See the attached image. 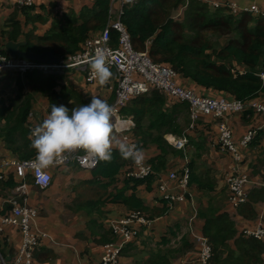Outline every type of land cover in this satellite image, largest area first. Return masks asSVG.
<instances>
[{
	"label": "trees",
	"instance_id": "1",
	"mask_svg": "<svg viewBox=\"0 0 264 264\" xmlns=\"http://www.w3.org/2000/svg\"><path fill=\"white\" fill-rule=\"evenodd\" d=\"M109 5L110 0H93L92 8L81 10L78 16H68L63 21L53 22L43 36L26 34V45L22 50H47L58 57L59 61L75 55L81 51L89 34L105 27ZM179 10L181 12L175 16ZM120 20L130 36L134 50H144L146 41L151 39L149 58L155 63L170 66L191 86L221 92L240 102L264 95V81L257 76L259 72H264V18L261 15L255 16L247 11L233 14L223 7L210 9L199 0H138L124 7ZM10 23L13 30L6 40L15 41L19 26L14 17ZM2 38L4 33L0 32L1 48ZM221 38H227L224 45L220 44ZM116 44L117 33L110 31V45L114 47ZM0 52L6 56L3 49ZM23 78L33 93H42L48 97L49 112L52 105H64L71 111L72 108L90 103L87 97L71 87L60 85L64 76L57 72L32 70L23 74ZM32 99V93L23 92L21 78L18 77L16 96L8 100V105L0 101V140L17 156L18 161L35 157L30 147L32 137L28 129ZM179 107L186 108L185 105ZM183 110L166 108L165 97L157 90L131 99L121 110L122 115L133 118L132 134L137 149L151 145L158 151L157 156L148 161L156 175L164 169L168 152H172L164 135L180 136L184 131V127L178 123ZM262 133L259 132L255 138ZM133 162L122 158L119 150L112 149L111 161H97L96 166L90 170L92 179L82 183L83 186L91 187H88L89 193L79 201V205L97 208L108 202L116 203L122 205L128 214L152 217L135 190L141 185H146L145 188L150 190L155 175L142 179L130 176ZM121 171H124V189L117 190L102 202L101 199L108 195V188L116 183ZM27 177L33 184L31 175ZM16 185L11 176L6 181H0V186L14 188ZM188 185H194L206 193L214 190V183L208 175L197 174L191 165L188 168ZM127 189L129 194H125ZM165 201L169 210L168 201ZM263 201L264 188L254 189L250 197L248 195L247 202L236 208V215L253 220L256 213L252 205ZM196 216L202 222L201 234L208 240L211 249L208 264H264V241L243 233L238 234L234 221L221 207L209 200L206 207L197 211ZM178 233L179 226L175 224L147 252L142 264H172L191 251L194 248L193 242L186 236L178 237ZM172 238L176 239L177 244L174 249L168 247ZM116 239L113 234L112 241ZM110 240L104 236L100 242Z\"/></svg>",
	"mask_w": 264,
	"mask_h": 264
},
{
	"label": "crops",
	"instance_id": "2",
	"mask_svg": "<svg viewBox=\"0 0 264 264\" xmlns=\"http://www.w3.org/2000/svg\"><path fill=\"white\" fill-rule=\"evenodd\" d=\"M220 1L234 3L242 9H250L251 7L264 8V0H252L247 5L243 3L244 0ZM92 6L93 0H50L47 3L37 1L31 7H24L25 9L14 5L0 4V32L4 33V38H2L3 47H0V50L3 49L6 53L4 46L6 43L11 42L23 43L20 51H24L22 47L26 45L24 40L26 34L32 33L35 36H43L50 29L53 22L63 21L68 16H78L81 10L92 8ZM178 14L176 13L175 16ZM12 17L17 21L19 29L15 34L16 40L7 41V36L12 34L13 30L10 23ZM42 30L43 32L39 34L38 31ZM98 34L99 31H95L89 36L94 37ZM226 41L227 38H221L220 44L224 45ZM144 50L138 52H143ZM3 60L18 62L21 59L18 57L10 58L7 53L4 56L0 52V64H2ZM89 71L90 65L64 68L57 72L64 76L59 83L60 85L71 87L90 101L92 97H97L110 105L113 102L117 82L115 72L111 70L113 75L109 82L101 86L96 81L90 85L85 83ZM18 77L21 78L23 92L32 93L33 95L30 109L32 116L28 119V129L32 131L50 114L48 97L42 93H33L31 88L24 82L23 74L0 70V101L5 105H8V100L14 98L17 94ZM176 83L193 90L201 97L225 96L221 92H214L210 89L203 90L197 86H191L179 76H177ZM56 90L59 91V87ZM252 100L262 104L264 103V95L260 94ZM179 105H185L186 108L179 107ZM173 106L177 107L173 108ZM165 107L171 110L184 109L178 117V123L185 129L189 123L187 105L165 97ZM182 116L185 117L183 123L179 121ZM223 116L224 120L234 128L233 140L235 142L241 140L248 126L260 121L250 111L235 112L226 110L223 112ZM219 120L213 114L201 116L196 122L194 129L188 134L190 143L184 153L175 150L167 142L166 136L171 134L164 135L166 143L172 148V152H168L165 158L164 169L158 172L157 175L151 169L149 175H155V177L150 190L145 188L146 185H141L135 190L136 195L141 198L145 206L150 210L152 217L148 216V218H145L142 216L147 221L146 225L134 224L132 229L134 230V236L121 250L116 264H142L147 252L155 247L154 243L167 234L168 229L174 222L178 224L179 232L186 231L181 234L186 235V238L191 243L193 242L194 245L190 230L196 234H201L202 222L197 218L196 214L201 208L198 207V202L200 201L201 205H203L206 199L208 201L211 200L216 205L218 202L220 203V206H218L229 214L235 223L238 234L243 233L244 230L259 227L264 229V201L252 205L256 217L253 220H246L237 216L236 210L228 207L226 189L227 179L236 171L249 172L255 178L264 182V133L258 136L261 138L253 139L246 148L240 149V162L234 163L231 156L218 145L216 124ZM113 135L117 141L127 144L123 136L115 135L114 133ZM129 138L133 139L132 133L129 134ZM112 149L119 150L115 141ZM141 151L144 156L143 163L151 168L148 161L156 157L158 151L151 145L144 146ZM13 160L18 161L17 156L7 149L0 140V171L4 175L2 181H6L11 176L14 182L19 185L21 180L16 176L13 167L5 166L4 164L6 161ZM189 165L193 167L197 174L208 175L209 180L214 183V190L206 193L198 190L194 185H188L183 200L173 202L171 209L167 210L165 196L179 192L175 181L169 178V174L179 172L182 167H187L188 169ZM48 171L51 175V182L44 190L38 189L28 181L27 176L31 175L30 171L25 173V184L27 186L26 205L36 209L37 212L30 227V232L32 234L44 233L45 235L40 238L38 245L33 249L32 264H102L101 259L106 253V246L113 239L110 221L120 219L128 215V213L122 205L116 203L108 202L97 208L79 205V201L89 193L87 191L88 187H91L85 184L83 186L82 184L84 181L92 179L90 170L78 167L75 163H68L55 165L49 168ZM123 173L124 171H121L116 178V183L108 188V195L101 199L102 202L117 190L124 189V185H122L124 180ZM13 189L7 186H0L1 216L11 215V205L7 201L12 196ZM254 189H250L249 197ZM129 192L127 189L125 194H129ZM220 193L223 194V197H219ZM18 204H22V201H18ZM163 208H165L164 212H162ZM83 232L87 234L84 235ZM104 236L111 240L101 243V238ZM81 240H89L92 249L91 256H88L87 245H83ZM118 240H122L121 235H118ZM262 241H264V238ZM21 244L22 234L19 227L4 224L0 220V254L8 264L12 263L18 254ZM172 264H199L196 245L191 251L173 261Z\"/></svg>",
	"mask_w": 264,
	"mask_h": 264
},
{
	"label": "built area",
	"instance_id": "3",
	"mask_svg": "<svg viewBox=\"0 0 264 264\" xmlns=\"http://www.w3.org/2000/svg\"><path fill=\"white\" fill-rule=\"evenodd\" d=\"M37 1L47 3L50 0H0V4L14 5L19 8L31 7ZM138 0H110L108 8V21L99 34L94 37H88L82 44L80 52L73 56H68L65 61H59L54 65L39 64L30 60H19L14 62L11 60L2 61L0 70L12 71L18 74H24L28 71L39 70L43 73L59 72L61 69L89 65V61L94 58L97 50H103L106 53V65L116 74V87L114 91L113 102L110 104L112 108L111 123L113 133L121 135L127 142V145L136 144L133 139L129 138L134 128V121L131 116H124L121 110L127 103L141 95L147 94L152 90H157L169 100H175L180 103L188 104L189 123L187 128L180 136L168 135L167 142L175 149L185 152L189 145V132H191L196 122L201 116L213 114L220 119L217 126V142L219 147L227 152L234 163L240 162V149L246 148L259 132L264 131V103L259 104L257 101L249 100L246 102L236 101L229 97H201L193 90L177 84L178 74L168 65L153 62L148 56V47L151 39L145 43L143 52L135 51L131 45L130 36L121 22L122 11L124 7L135 4ZM206 3L210 9L226 8L231 13L247 11L253 15H261L264 18V8L251 7L250 9H242L234 3L220 0H199ZM110 31L117 33V44L115 47L110 46ZM67 61V63H65ZM261 81H264V72L257 74ZM85 83L94 84L95 80L89 79V75L85 79ZM226 110L242 112L251 111L254 116L258 117L259 123L248 126L246 132L239 142L233 140L234 128L226 120H224L223 112ZM28 114V119L31 118ZM257 122V121H256ZM31 130V129H30ZM33 131V130H32ZM31 131V132H32ZM33 160V159H32ZM6 161L5 166L13 167L16 176L21 180L20 184L14 187L13 194L7 201L11 205V215L1 216L0 220L4 224H11L19 227L22 234V244L18 254L10 264H32L31 258L34 247H36L44 233L32 234L30 227L36 216V209L26 205V189L25 173L30 171L33 185L40 190L46 189L51 182V175L48 171L50 179L45 186H41L36 182L35 172L30 166V161ZM75 163L78 167L86 170H92L96 164V160L85 158L83 152L66 153L62 162L56 165H65ZM129 173L138 179L147 177L151 173V168L142 163L137 165L133 162L132 171ZM169 178L175 181L178 193L165 196L168 201L169 209L175 201H182L186 189L188 187V169L182 167L179 172L169 174ZM4 179V175L0 171V181ZM264 188V182L255 177H251L247 172L236 171L227 179V200L228 207L236 210V208L247 202L250 189ZM22 201V204H18ZM146 225L144 220L136 213L128 214L120 219L110 221V228L117 237L115 241H111L106 246V253L101 259L102 264H116L117 258L126 245L134 236V224ZM197 248V259L199 264H208L211 256V249L208 240L202 234H196L190 230ZM243 234L252 236L262 240L264 238V229L261 227L251 230H244ZM118 235L122 236V240H118ZM0 264H8L0 254Z\"/></svg>",
	"mask_w": 264,
	"mask_h": 264
},
{
	"label": "clouds",
	"instance_id": "4",
	"mask_svg": "<svg viewBox=\"0 0 264 264\" xmlns=\"http://www.w3.org/2000/svg\"><path fill=\"white\" fill-rule=\"evenodd\" d=\"M89 65V79L101 86L109 82L113 74L106 65L105 51L97 50ZM111 116V106L97 97L71 111L64 105H52L50 114L31 132L30 147L35 157L30 166L36 182L45 186L50 179L47 170L62 162L66 153L83 152L86 159L110 162L114 141L122 158L142 165L144 156L141 150L116 140Z\"/></svg>",
	"mask_w": 264,
	"mask_h": 264
},
{
	"label": "water",
	"instance_id": "5",
	"mask_svg": "<svg viewBox=\"0 0 264 264\" xmlns=\"http://www.w3.org/2000/svg\"><path fill=\"white\" fill-rule=\"evenodd\" d=\"M21 45H23V43L8 42L5 44L4 49L10 58L18 57L23 60H30L49 66L59 62V58L54 56L50 51H43L41 53L20 51Z\"/></svg>",
	"mask_w": 264,
	"mask_h": 264
},
{
	"label": "rangeland",
	"instance_id": "6",
	"mask_svg": "<svg viewBox=\"0 0 264 264\" xmlns=\"http://www.w3.org/2000/svg\"><path fill=\"white\" fill-rule=\"evenodd\" d=\"M251 1H252V0H244L243 3L247 5V4H249ZM179 12H181V10H179L178 13H179ZM175 14H176V13H175ZM42 32H43V30H42V31H38L39 34H41ZM65 63H67V61H66ZM61 70H63V69H61ZM184 120H185V117L182 116V117H181V120H179V121L183 123ZM186 128H187V126H186ZM186 128H185V129H186ZM185 129H184V130H185ZM183 132H184V131H183ZM252 172H253V171H252ZM253 174H254V173H253ZM248 175H250L251 177H254V176L251 175L249 172H248ZM216 197L218 198V196H216ZM219 197H223V194L220 193V194H219ZM219 199H220V198H219ZM207 203H208V200H207V199H206V200L204 201V203H203L204 206L201 205V203H200V201H199V202H198V205H199L198 207H206ZM217 205L220 206V203L218 202ZM114 220H115V219H114ZM175 223H176V222L172 223V224H171V227H170L169 229L174 228ZM182 227H183V226H182ZM186 227H187V226H186ZM169 229H168V231H169ZM185 232H186V231H184V232H179V233H178V237L186 236V235H184V234H181V233H185ZM83 234L85 235V234H87V233H84V232H83ZM167 234H168V232H167ZM167 234H166V235H167ZM187 236H188V234H187ZM158 241H159V240H158ZM158 241H157V242H158ZM157 242H156V243H157ZM81 243H82L83 245H87L88 256H91L92 249H91V247H90L89 240H87V241H85V240H81ZM156 243H154V245H155ZM154 245H152V246H154ZM176 246H177V244H176V239H173V238H172V239L170 240V243H169L168 247L171 248V249H174ZM174 261H175V260H174Z\"/></svg>",
	"mask_w": 264,
	"mask_h": 264
},
{
	"label": "bare ground",
	"instance_id": "7",
	"mask_svg": "<svg viewBox=\"0 0 264 264\" xmlns=\"http://www.w3.org/2000/svg\"><path fill=\"white\" fill-rule=\"evenodd\" d=\"M143 96V95H142Z\"/></svg>",
	"mask_w": 264,
	"mask_h": 264
}]
</instances>
